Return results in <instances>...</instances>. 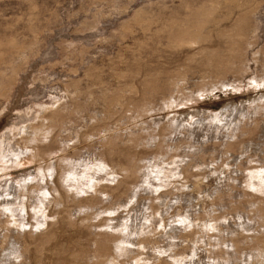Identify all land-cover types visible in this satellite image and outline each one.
<instances>
[{
  "label": "rangeland",
  "instance_id": "1",
  "mask_svg": "<svg viewBox=\"0 0 264 264\" xmlns=\"http://www.w3.org/2000/svg\"><path fill=\"white\" fill-rule=\"evenodd\" d=\"M263 166L264 0H0V264H251Z\"/></svg>",
  "mask_w": 264,
  "mask_h": 264
},
{
  "label": "bare ground",
  "instance_id": "2",
  "mask_svg": "<svg viewBox=\"0 0 264 264\" xmlns=\"http://www.w3.org/2000/svg\"><path fill=\"white\" fill-rule=\"evenodd\" d=\"M243 19V18H242ZM238 22V21H237ZM237 25V24H236ZM238 25H241V23L239 24L238 23ZM237 27V26H236ZM236 29V28H235ZM241 32L243 31H245V28H243L242 26H241ZM231 34H233V33H231ZM245 34V33H244ZM237 36V35H236ZM239 36V35H238ZM199 39V38H198ZM200 41V40H199ZM198 41V42H199ZM189 42H193L192 40L190 41L189 40ZM197 42V41H196ZM196 42H194V43H196ZM186 79V78H185ZM185 83V82H184ZM122 107V106H121ZM121 114V113H120ZM138 115V114H137ZM114 116V115H113ZM116 116V115H115ZM103 124V123H102ZM119 125V124H118ZM107 129V128H106ZM81 141H83V140H81ZM106 161V160H105ZM90 162V161H89ZM100 162V164H98V163H96L95 164V162H93L92 161V164L91 163H88L87 162V164L84 162L83 164H82V166L80 165V167L81 168H78V164H75L74 163V166H70V168L69 169H65V173L67 174V176L68 177H70V178H72V179H75V180H79V178L80 179H82L83 177L84 178H88V172H89V170H91L92 169V166L91 165H95V167L96 168H100V169H104V167H105V164H104V162L101 164V161H99ZM94 163V164H93ZM81 164V163H80ZM94 167V166H93ZM156 168H158L159 170H156ZM161 172V167H160V163L159 162H155V163H152V164H150V166H147V172H146V174H152V173H156V174H158V173H160ZM128 173V172H127ZM248 173H249V171H248ZM64 174V173H63ZM66 177V176H65ZM142 177H144V176H142ZM249 177H250V182H251V185H252V187H256V185H255V183H254V179H259V181H260V185H258V188L261 190L262 188H264V166L263 167H255L253 170H251L250 171V173H249ZM66 179V178H65ZM144 181V180H143ZM145 181H146V183L147 182H149L148 181V179H147V176H146V178H145ZM144 181V182H145ZM81 183V182H80ZM148 184V183H147ZM92 186V185H91ZM143 188V187H142ZM77 189V188H76ZM81 189V188H80ZM47 191V190H46ZM81 191V190H80ZM97 191H99V190H96V192ZM140 191V190H139ZM39 192L41 193V191H38V193L37 194H39ZM100 192H102L101 190H100ZM47 193H45V195H46ZM134 194H135V192H134ZM133 194V195H134ZM44 195V194H43ZM37 196V195H36ZM35 196V197H36ZM47 196V195H46ZM46 196H44L45 198H46ZM44 197H43V200H44ZM39 198H40V196H39ZM36 199V198H35ZM34 199V200H35ZM38 200V199H37ZM36 200V201H37ZM39 201V200H38ZM42 201V200H41ZM21 202V201H20ZM23 202V201H22ZM33 202H35V201H32V203ZM44 202H45V200H44ZM47 202V201H46ZM37 203V202H36ZM39 203H40V201H39ZM38 204V203H37ZM43 204V203H42ZM41 204V205H42ZM46 204V203H45ZM33 205V204H32ZM40 205V206H41ZM44 205V204H43ZM42 205V206H43ZM11 205H9V206H7V209H8V211H11L12 209H11V207H10ZM22 206H23V208L25 207V204L24 203H22ZM34 206H35V209H37V211H38V209L40 208H38V206L37 205H35L34 204ZM1 207V206H0ZM27 207V206H26ZM25 207V208H26ZM32 207V206H31ZM41 210H42V208H41ZM40 210V211H41ZM144 216V215H143ZM146 216V215H145ZM181 217V216H180ZM238 218L240 219V226L242 227V228H244V229H247V230H251L250 229V227H249V223L246 221V219H250L251 217H248V216H245V215H240L239 214V216H238ZM145 220L146 219H148L147 218V216H146V218H144ZM181 219V218H180ZM188 219L189 218H187V220L185 219L184 220V216H183V219H181V221H179L180 223L182 222V221H187L188 222ZM250 221H251V219H250ZM148 222V221H147ZM146 224V223H145ZM182 224H183V222H182ZM192 223H190V225H191ZM139 225V224H138ZM144 225V224H143ZM141 226V225H140ZM251 226H254V225H252L251 224ZM114 227V226H113ZM136 227H138V226H136ZM219 227V226H218ZM140 230V229H139ZM137 229H135L133 226H132V224L130 225V224H127V226H126V228L124 229V231H122V233L123 234H125V236L124 237H122L119 241H121L120 242V244H118L117 245V248H118V252H120L121 254H124V253H127V252H130V249H129V247L126 245V243H133V240H131L132 239V236H131V234H133V236H134V234H136L137 233ZM237 231V230H236ZM141 232V231H140ZM126 234L127 235H129V236H126ZM139 233H137V235H138ZM228 236V235H227ZM221 237H223V236H221ZM220 237V239H216V242L213 244L214 246H217V247H219L220 248V246H225L228 250H223L222 249V252L221 253H218L217 255L215 254L213 257H211V258H213L214 260L212 261V262H210L209 264H231V263H233L236 259H238V256L237 255H235V248L237 247V242L236 241H231V243L229 242V240H227V239H225L224 237L223 238H221ZM217 238V237H216ZM231 240V239H230ZM211 244V243H210ZM223 248V247H222ZM225 248V249H226ZM229 249H230V251H232V252H230L229 251ZM14 251V250H13ZM237 252V251H236ZM215 252H213V254H214ZM13 256V255H12ZM260 256V255H259ZM16 258V257H15ZM250 258H252V260H253V262L255 263V264H260V263H264V261H263V259H264V255H263V257L262 256H260V257H257L256 259H254L253 258V256L252 255H250ZM8 259V258H7ZM118 258H115V259H113V260H111L110 261V264H114L115 262H117L116 260H117ZM181 259V258H180ZM180 261V260H179ZM252 262V263H253ZM257 262V263H256ZM250 263V262H249ZM251 263V264H252ZM253 263V264H254ZM244 264H248V261L247 260H245L244 261Z\"/></svg>",
  "mask_w": 264,
  "mask_h": 264
}]
</instances>
